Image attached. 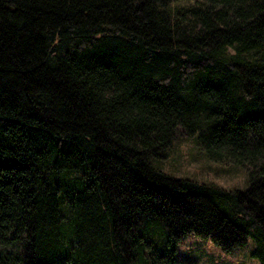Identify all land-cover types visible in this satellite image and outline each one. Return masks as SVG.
<instances>
[{"label": "trees", "instance_id": "1", "mask_svg": "<svg viewBox=\"0 0 264 264\" xmlns=\"http://www.w3.org/2000/svg\"><path fill=\"white\" fill-rule=\"evenodd\" d=\"M243 189L159 167L177 137ZM264 264V0H0V264Z\"/></svg>", "mask_w": 264, "mask_h": 264}, {"label": "rangeland", "instance_id": "2", "mask_svg": "<svg viewBox=\"0 0 264 264\" xmlns=\"http://www.w3.org/2000/svg\"><path fill=\"white\" fill-rule=\"evenodd\" d=\"M195 141L179 136L166 151L159 167L175 177L199 182H211L226 189H243L248 184L246 169L233 164H217L207 159L195 147ZM254 243H247L231 252H224L211 241L188 235L180 245L177 255L179 264H260L252 256Z\"/></svg>", "mask_w": 264, "mask_h": 264}]
</instances>
